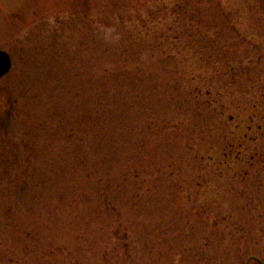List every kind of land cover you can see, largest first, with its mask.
<instances>
[{"label": "rangeland", "instance_id": "rangeland-1", "mask_svg": "<svg viewBox=\"0 0 264 264\" xmlns=\"http://www.w3.org/2000/svg\"><path fill=\"white\" fill-rule=\"evenodd\" d=\"M249 4L0 0V264L264 259Z\"/></svg>", "mask_w": 264, "mask_h": 264}, {"label": "water", "instance_id": "water-1", "mask_svg": "<svg viewBox=\"0 0 264 264\" xmlns=\"http://www.w3.org/2000/svg\"><path fill=\"white\" fill-rule=\"evenodd\" d=\"M12 67L13 61L11 55L7 51L0 49V79L5 77L11 71Z\"/></svg>", "mask_w": 264, "mask_h": 264}, {"label": "trees", "instance_id": "trees-1", "mask_svg": "<svg viewBox=\"0 0 264 264\" xmlns=\"http://www.w3.org/2000/svg\"><path fill=\"white\" fill-rule=\"evenodd\" d=\"M258 5V11L260 13H264V0H252V5H248V7L250 8V12H251V8L253 9L254 6ZM250 257H255L257 259H253L256 260L258 263L260 264H264V259L259 258L257 256L251 255Z\"/></svg>", "mask_w": 264, "mask_h": 264}]
</instances>
